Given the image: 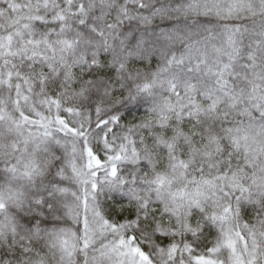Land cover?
<instances>
[{
  "label": "snow or ice",
  "instance_id": "6c2138e0",
  "mask_svg": "<svg viewBox=\"0 0 264 264\" xmlns=\"http://www.w3.org/2000/svg\"><path fill=\"white\" fill-rule=\"evenodd\" d=\"M0 264H264V0H0Z\"/></svg>",
  "mask_w": 264,
  "mask_h": 264
}]
</instances>
